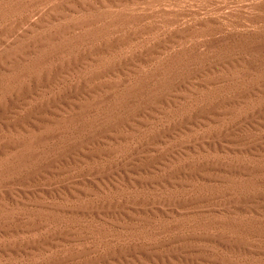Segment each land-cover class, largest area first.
<instances>
[{
    "label": "rangeland",
    "instance_id": "374dc122",
    "mask_svg": "<svg viewBox=\"0 0 264 264\" xmlns=\"http://www.w3.org/2000/svg\"><path fill=\"white\" fill-rule=\"evenodd\" d=\"M263 160L264 0H0V264H264Z\"/></svg>",
    "mask_w": 264,
    "mask_h": 264
},
{
    "label": "bare ground",
    "instance_id": "6f19581e",
    "mask_svg": "<svg viewBox=\"0 0 264 264\" xmlns=\"http://www.w3.org/2000/svg\"><path fill=\"white\" fill-rule=\"evenodd\" d=\"M167 42V41H166ZM22 107V106H21ZM44 116V115H43ZM255 125V124H254ZM9 127V126H8ZM195 134V133H194ZM163 139V138H162ZM24 141V140H23ZM228 145V144H227ZM258 145V144H257ZM260 150V149H259ZM260 154V153H259ZM109 158V157H108ZM226 160V159H225ZM258 160H260V159H258ZM258 160L256 161V162H258ZM262 160V159H261ZM260 160V161H261ZM263 162H264V160H263ZM262 162V163H263ZM261 163V164H262ZM260 164V163H259ZM259 164H256L257 166L259 165ZM263 165V164H262ZM262 165L261 166H258L257 168H256V175L258 176V180H256V182L257 183H259L258 184V186L259 187H263L264 186V168L262 167ZM196 166V165H195ZM256 167V166H255ZM254 167V168H255ZM10 168V167H9ZM84 168V167H83ZM120 173V172H119ZM257 176H255V177H257ZM138 177V176H137ZM257 179V178H256ZM257 185V184H256ZM257 186V187H258ZM159 188V187H158ZM259 189V188H258ZM257 189V190H258ZM264 189V188H263ZM260 191V190H259ZM264 192V191H263ZM261 193V192H260ZM40 194V193H39ZM258 194V193H257ZM262 194V193H261ZM260 195V194H259ZM257 198H259V196H256ZM260 197H262V196H260ZM262 199V198H261ZM40 201V200H39ZM76 206V205H75ZM256 213H257V217L255 218V220L257 221V223L256 224H258V227H259V225H261V223H263V221H264V212L261 210V206H260V204H258V206H257V211H256ZM173 231V230H172ZM17 232V231H16ZM10 236V235H9ZM23 236V235H22ZM171 238V237H170ZM28 251V250H27ZM258 253H260V252H258ZM24 256V255H23ZM170 258V257H169Z\"/></svg>",
    "mask_w": 264,
    "mask_h": 264
}]
</instances>
